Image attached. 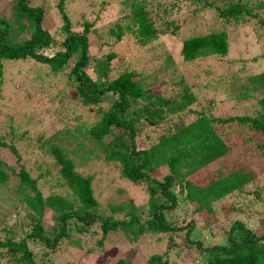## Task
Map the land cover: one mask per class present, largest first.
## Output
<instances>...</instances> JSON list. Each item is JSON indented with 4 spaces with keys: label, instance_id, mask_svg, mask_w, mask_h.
<instances>
[{
    "label": "trees",
    "instance_id": "trees-1",
    "mask_svg": "<svg viewBox=\"0 0 264 264\" xmlns=\"http://www.w3.org/2000/svg\"><path fill=\"white\" fill-rule=\"evenodd\" d=\"M62 3L60 0L59 7ZM208 3L215 5L218 15L229 23L244 21V13L251 14L248 0ZM252 3L264 6V0H252ZM120 11L121 8L114 20H104L106 16L101 14L94 16L95 19L84 18L80 28H75L74 22L59 11L64 20L59 34L55 29H51L52 32L42 26L44 10L29 5V0H15L12 16L0 18V85L4 81L1 76L5 63L27 61L29 67H36V78L40 81L37 86L43 88L48 100L40 113L48 112L46 115L50 113L54 119L62 120V116L56 114L78 109L75 116L63 112L70 115L65 123L72 121L71 129L60 128L47 135L25 126L26 122L31 125L36 122L30 111L29 116L25 114L24 105L13 106V113L8 111L10 106L0 111V117L7 119L0 127V186L6 187L7 198L15 203V214L20 209L19 215L30 221V230L24 234H17L12 226H3L7 235L0 239V260L4 264H38L49 252L54 253L62 244L71 242L75 233H85L92 223L98 222L102 237L109 229L119 227L130 234L131 239L136 240L140 233L148 231L156 237L157 243L164 244V251L146 254L143 262L128 255L140 249L136 247L114 264H171L168 251L176 245L198 250L203 264H264V224L255 228L235 219L224 230L216 219L217 212L225 215L240 207L225 203L216 208L212 203L246 192L248 183L256 177L248 162L264 157V95L254 97V91L264 87V70L247 75L236 88L229 86L228 97L214 95L220 88L224 89V84L221 87L219 82H205L190 88L178 73L177 63L224 56L228 36L223 30L186 37L177 51H163L166 53L161 61H156L157 69L138 67V63L122 58L111 63L117 56L118 46L124 43L127 30L140 37L139 63L147 52L145 43L160 34H176V24L156 25L138 6L131 15L133 24L126 21L129 15L119 20ZM82 13L85 15L87 11ZM161 24L165 25V30L159 27ZM100 26L106 27V31L102 29L104 33ZM91 33L97 39L90 43ZM158 47L157 42L151 49ZM156 81L161 87L166 83L178 87L175 91L168 90L170 94L166 95L163 90L150 86ZM226 98L249 102L242 105L241 114L228 110L223 116L215 114L216 101ZM70 104L72 106L68 107ZM190 116L193 118L186 121ZM173 118L176 123L170 125ZM218 123L224 124V128ZM160 128L157 135H152ZM140 139L143 140L141 146ZM232 151L238 155L235 162L229 159ZM8 156L12 159L10 162L5 158ZM97 161L103 166L114 164L121 176L148 193L147 205L136 206L131 201L108 204L112 212H123L129 215L128 219L100 213L92 186L94 171L83 174L77 169L79 164ZM212 162H216L217 167L209 182L199 184L192 180V173ZM33 163L38 172L30 177L25 164ZM155 171L163 173L162 177L155 176ZM179 181L180 194L175 197L173 189ZM44 182L57 192L44 195L41 191ZM66 188H70V193L64 191ZM258 191L248 193H253L252 199H256ZM184 202L190 206H183ZM182 206L183 213L190 214V219L183 224L172 220V224L170 216L165 214ZM2 210L4 207L0 205V214ZM46 210L51 212L53 223L44 227ZM142 212L151 217L145 221L146 226L140 222ZM198 215L203 218V226L217 223L211 232L221 238L209 236L210 240H204L200 234L190 235L191 229L197 226ZM175 235H179L177 239ZM180 247L176 246V253Z\"/></svg>",
    "mask_w": 264,
    "mask_h": 264
},
{
    "label": "rangeland",
    "instance_id": "rangeland-1",
    "mask_svg": "<svg viewBox=\"0 0 264 264\" xmlns=\"http://www.w3.org/2000/svg\"><path fill=\"white\" fill-rule=\"evenodd\" d=\"M63 3L59 7L60 0H29V5L39 6L40 9L44 10V15L42 19V26L45 28L55 29L57 34L62 30V21L59 13H65L70 21L74 22L75 28H80V22L84 18L95 19L94 16L103 15L106 16L104 20L110 19L114 20L116 17L117 11L121 8L119 14V20L124 18L126 15L130 17L126 19L127 22L133 24V9L135 6H138L140 10L145 11L146 15L156 22V25L159 23H168L173 22L177 25L175 28L176 34L174 36L166 33L160 34L153 41L148 44H144L145 48L147 47V52L142 59V62L139 63L141 59V52L139 50V40L138 34L127 30L124 32V43L123 45L118 46L117 56L111 59V63H115L117 59L122 58L125 61H134L138 63V67H148L151 69H157V62L161 61L165 56V53H170L172 49L173 52L178 50L181 46V41L186 37H189L193 34H204L210 31H225L227 33V52L224 56H206L200 57L195 61L190 62H181L180 55L179 61L177 63V71L179 74L183 75V79L194 89L197 86L209 82V83H218L221 87L224 86V89L220 88V91L217 90V97L223 96L228 97L226 90L229 89V86H234L244 82L247 75H252L259 71L264 70V6L258 7L252 3V0H248V5H251V14L244 13V21L237 23L227 22L218 15V11L215 9V5H209L211 0H62ZM257 1V0H254ZM219 3V2H216ZM214 3V4H216ZM15 0H0V18H9L13 14V6ZM219 3L218 5H220ZM82 7L84 9H82ZM59 8V9H58ZM83 10L87 11V14L84 15ZM60 11V12H59ZM59 12V13H58ZM55 13V16L53 15ZM92 15V16H91ZM108 20V21H110ZM232 21V20H231ZM136 24V22H135ZM135 26V25H134ZM133 26V28H134ZM160 28L165 30V25H159ZM102 31H106V27H101ZM170 27L167 28L169 30ZM99 30V29H98ZM54 32L53 30H51ZM62 35V34H61ZM60 35V36H61ZM97 38L94 37V34H90L88 41L91 43ZM156 41V42H155ZM159 47L155 50H152V45L157 43ZM160 42V44H159ZM176 48V49H175ZM163 51H166L163 53ZM71 63V61H70ZM3 75L1 76L4 81L0 85V111H2L6 106H10L8 111L13 113V106L18 108L19 106L24 105L25 114L29 116V111L35 116V125L25 123V126L30 130L36 131L38 133L43 132L42 135L46 133L51 134L54 130L60 128L71 129L72 121L65 123V118H69V114H63V112H70L74 116L77 114V110H65L62 114H56L57 116L61 115L62 120L54 119L53 115L50 116V113H40V109L46 105L47 97L45 91L39 84V79L37 77L36 67L33 66V69L29 67L27 61L17 62L8 61L4 64ZM29 67V68H28ZM122 69V67H120ZM33 71V72H32ZM232 75V77H230ZM224 77V78H223ZM224 84V85H223ZM159 81L153 82L150 86L153 88H159L160 91L163 90V93L166 95L170 94V91H175L178 87L177 85L167 84L162 86ZM223 85V86H222ZM46 88V86H43ZM202 88V87H201ZM170 90V91H168ZM230 90V89H229ZM73 93V92H72ZM202 94H205L204 91ZM264 95V87H261L259 90L254 91V97L256 99L261 98ZM215 102V100H214ZM249 100L239 102L235 98L230 99L226 98L225 101H216L217 109L214 111L215 114L228 112L241 114L243 111L242 105L244 103L248 104ZM28 106V109H26ZM72 106L70 104L68 107ZM72 108V107H71ZM66 116V117H65ZM86 117L87 115H83ZM50 117V118H49ZM190 116L186 118V121L192 119ZM25 120L28 117H24ZM0 127L4 126V122H7V119L0 117ZM176 123L175 118L169 121L170 125ZM220 127L224 128V124L218 123ZM62 130V129H61ZM162 128L155 129L152 135H157ZM143 135L141 136V138ZM63 140H67L64 138ZM143 140L140 139L139 144L141 146ZM148 145V143H145ZM6 152V151H5ZM9 162L11 157H5ZM231 162H235L238 159V155L233 151L230 153ZM240 161H242L240 159ZM33 165L25 164V168L31 176L37 174L38 170ZM249 167L256 172V177L248 183L246 192H241L235 194L233 197H225L212 203L216 208L220 207L225 203H232L239 210H235L231 213L223 214L222 211H218L216 219L218 224H222V228L226 230L228 225L235 219L244 221L248 226L257 228L258 226L264 224V157L252 158L248 162ZM78 171L83 174L87 172L94 171L93 188L94 195L98 201V209L100 213L104 216L107 214H113V218L118 219H128L129 215H125L123 212H112L108 204L110 202L119 203V202H129L131 201L134 205H147L148 193H146L138 185L132 183L131 180L127 179L120 175L119 169L112 163L103 166L96 163H82L77 166ZM217 167L216 162H212L210 165L203 167L195 173H192L190 177L192 180L199 184H205L214 177V169ZM163 173L155 171V176L161 178ZM12 182V181H11ZM14 183V182H13ZM185 183V180L183 181ZM43 188L41 191L44 195L47 193L57 192L56 189L50 190L47 185L48 182L43 183ZM180 184V183H179ZM179 184L177 182L173 192L175 197H178L180 194ZM6 187L0 186V205L4 207L2 214H0V239L6 237L7 233L3 231V226L9 227L12 226L17 234H24V231L30 230L29 219L25 216H20L21 210L19 209L18 213L16 208H13L15 203L12 199H8L6 196ZM257 189L258 199L254 198L253 193H248L249 190ZM5 190V191H4ZM67 193H70V188L64 190ZM5 193V194H4ZM180 202H183L180 200ZM188 207L189 203L186 204ZM185 202L183 206H186ZM183 206L181 209H174L172 212L165 215L170 216L169 220L173 224L174 221H178V224H183L185 221L190 219V214L183 213ZM17 207H20L18 205ZM140 222L146 226L148 225L145 221L149 215L145 212H142ZM174 213V214H172ZM204 213V212H203ZM205 214L202 217L205 218ZM23 217V218H22ZM201 216H196L198 219L197 226L190 235H199L204 237V240H210L209 236L213 238H221V235L218 233L214 234V231L211 232L212 228L218 225L210 224L203 226V221ZM23 219V220H21ZM184 219V220H180ZM21 220V221H20ZM174 220V221H172ZM209 220V218H208ZM44 227L49 226L53 223L51 217V212L46 210L44 218ZM75 221V220H72ZM71 221V223H72ZM210 221V220H209ZM139 222V223H140ZM100 223L94 222L88 228L85 233L76 234L79 237V240L76 239V236L71 238V242L68 244H62L58 249L53 253L49 252V255L43 257V260H40L38 264H114L115 260L120 257H125V252L132 250V248L140 247L134 253H129L131 257L135 258L139 262H143L147 255L162 252L165 250L164 244L157 243V240L152 235L151 232L144 231L139 234L141 237L137 239H131L130 234L125 233L121 228L109 229L105 237H102V229L99 226ZM27 228V229H26ZM220 230L221 227L219 226ZM195 229V231H194ZM144 233V235H143ZM162 234V233H161ZM179 235H175V239ZM226 234L223 233L222 237L225 238ZM144 237V238H142ZM103 238V239H102ZM101 239L102 242L98 243L97 241ZM156 240V241H155ZM164 243V240L161 239ZM76 242V243H75ZM176 246H182L178 248L176 253ZM173 249L168 251V258L170 259L171 264H203V258L200 255V252L195 248L186 247V245H176ZM35 249L39 250L38 247ZM41 252V251H40ZM37 253V252H36ZM147 254V255H146ZM40 253L38 252V256ZM7 263V262H6ZM0 264H4L0 260Z\"/></svg>",
    "mask_w": 264,
    "mask_h": 264
},
{
    "label": "water",
    "instance_id": "water-1",
    "mask_svg": "<svg viewBox=\"0 0 264 264\" xmlns=\"http://www.w3.org/2000/svg\"><path fill=\"white\" fill-rule=\"evenodd\" d=\"M183 181H184V180H182V182H183ZM180 182H181V181H179L178 184H179Z\"/></svg>",
    "mask_w": 264,
    "mask_h": 264
},
{
    "label": "clouds",
    "instance_id": "clouds-1",
    "mask_svg": "<svg viewBox=\"0 0 264 264\" xmlns=\"http://www.w3.org/2000/svg\"><path fill=\"white\" fill-rule=\"evenodd\" d=\"M181 181H182V180H181ZM22 218H23V217H22ZM21 220H23V219H21ZM21 220H20V221H21Z\"/></svg>",
    "mask_w": 264,
    "mask_h": 264
}]
</instances>
